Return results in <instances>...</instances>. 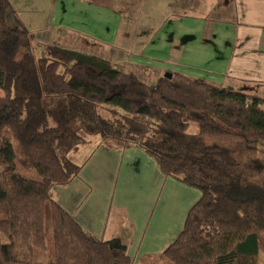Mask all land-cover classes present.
<instances>
[{
  "label": "trees",
  "instance_id": "trees-1",
  "mask_svg": "<svg viewBox=\"0 0 264 264\" xmlns=\"http://www.w3.org/2000/svg\"><path fill=\"white\" fill-rule=\"evenodd\" d=\"M18 23L0 0V264H135L130 238L95 236L54 195L81 170L72 148L92 143L139 147L199 192L174 240L137 264L261 263L263 95L178 71L148 82L85 49L37 52Z\"/></svg>",
  "mask_w": 264,
  "mask_h": 264
},
{
  "label": "crops",
  "instance_id": "crops-1",
  "mask_svg": "<svg viewBox=\"0 0 264 264\" xmlns=\"http://www.w3.org/2000/svg\"><path fill=\"white\" fill-rule=\"evenodd\" d=\"M52 6L56 41L104 46L112 63L148 82L178 71L264 93V0H52ZM78 163V176L54 188L59 204L97 237L131 225L135 264L174 240L199 197L162 174L139 147L92 143ZM111 206L118 214L108 219Z\"/></svg>",
  "mask_w": 264,
  "mask_h": 264
},
{
  "label": "rangeland",
  "instance_id": "rangeland-1",
  "mask_svg": "<svg viewBox=\"0 0 264 264\" xmlns=\"http://www.w3.org/2000/svg\"><path fill=\"white\" fill-rule=\"evenodd\" d=\"M13 8L16 10V15L18 17L20 25L25 27L30 33L34 35V45L36 44L34 51H40L42 46L44 44H57L61 45L62 47L71 48V49H85L89 52L95 53L97 55H100L101 57L108 58V49H105V47L100 45H92L89 42H86V40H82L79 38H68L69 42H61L56 41L55 39V31L53 30V27H50L51 20H53L54 14L51 12V9H53L52 6V0H21L18 2L17 0H9ZM16 25V24H15ZM68 32V31H67ZM65 34V36L69 34ZM55 39V40H54ZM63 41V40H62ZM82 43L87 46L85 48ZM102 53V54H101ZM104 54V55H103ZM109 59V58H108ZM110 60V59H109ZM111 61V60H110ZM120 67L125 69V65L122 63H119ZM126 69H129L126 67ZM148 81V79H146ZM242 89H251V86H243ZM261 95L264 96L263 92H260ZM0 95H2V92L0 91ZM91 144L87 146H81V145H75L71 153L74 154L76 160L79 162L80 158L82 157L83 153L87 151V149L90 147ZM89 146V147H88ZM55 188V187H54ZM56 190H54L55 195ZM114 207V206H112ZM118 211H115L113 208H111L109 216V219H112L114 215H117ZM118 218V217H116ZM114 218V219H116ZM185 220V219H184ZM184 223V222H183ZM113 225V222L110 226ZM116 227V226H115ZM115 227L110 228L109 230L113 231ZM125 228V226H124ZM128 228V227H126ZM123 238V240L126 242L129 240V233L127 234L126 229H120L116 230L115 235H118ZM114 235V234H113ZM177 236V235H176ZM107 236L106 238H108ZM260 259L261 263L264 264V252H260ZM47 251L43 249L33 248L32 251V258L33 261H41L46 262L48 260Z\"/></svg>",
  "mask_w": 264,
  "mask_h": 264
}]
</instances>
